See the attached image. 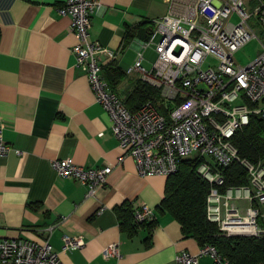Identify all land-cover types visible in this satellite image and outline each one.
Instances as JSON below:
<instances>
[{
	"label": "crops",
	"instance_id": "crops-1",
	"mask_svg": "<svg viewBox=\"0 0 264 264\" xmlns=\"http://www.w3.org/2000/svg\"><path fill=\"white\" fill-rule=\"evenodd\" d=\"M64 1L0 0V126L10 146L0 156V238L48 240L63 264H175L179 251L195 253L199 243L158 206L166 176L138 175L132 156L117 162L109 116L75 65L70 19L57 11ZM189 1L99 0L89 40L117 51L115 64L125 71L139 49L144 56L146 27L165 14L182 15ZM101 60L105 77L111 60ZM65 157L85 168L111 165L107 184L88 193L57 175L51 161ZM125 202L148 205L156 222L132 219L121 228L114 209ZM64 234L82 237L83 247L62 250ZM111 244L118 257L103 255ZM197 264L214 261L203 256Z\"/></svg>",
	"mask_w": 264,
	"mask_h": 264
},
{
	"label": "built area",
	"instance_id": "built-area-1",
	"mask_svg": "<svg viewBox=\"0 0 264 264\" xmlns=\"http://www.w3.org/2000/svg\"><path fill=\"white\" fill-rule=\"evenodd\" d=\"M248 1L255 4L252 12L247 11L245 0H190L182 15L165 14L155 19L143 44V49L154 45L157 52L152 67L143 66V51L139 49L125 72L159 86L166 100L161 106L148 100L135 110L128 109L124 98L102 75L101 56L112 61L117 51L89 40L92 13L100 6L99 0H65L57 11L70 19V30L76 38L71 47L75 65L83 69L95 101L109 116L110 131L121 149L117 162L132 156L138 175L167 176L178 169L181 159L202 158L198 172L211 184L208 219L217 222L227 235L256 236L263 232L260 220L264 222V167L239 159L230 142L251 114L264 118V103L260 102L264 98V0ZM253 37L258 39L261 50L253 61L240 65L234 53ZM170 101L176 106H170ZM9 149L0 126V156ZM234 160L247 168L249 185L221 192L220 167ZM51 166L57 175L79 181L88 193L104 187L112 171L108 164L85 168L72 157L53 159ZM133 218L136 222L152 221L156 215L148 205L141 204L133 208ZM83 245L82 237L62 235L64 251ZM102 253L119 256L114 244ZM203 256L211 257L214 264H234L211 244L199 246L195 253L179 251L175 264H197ZM0 264L63 262L48 240L2 237Z\"/></svg>",
	"mask_w": 264,
	"mask_h": 264
},
{
	"label": "trees",
	"instance_id": "trees-1",
	"mask_svg": "<svg viewBox=\"0 0 264 264\" xmlns=\"http://www.w3.org/2000/svg\"><path fill=\"white\" fill-rule=\"evenodd\" d=\"M153 24L146 27L150 31ZM129 34V33H128ZM128 75L112 60L106 66L105 78L115 89ZM155 88L140 79H135L124 93V101L129 110H135L147 100L152 99ZM264 103V98L260 101ZM256 105V104H253ZM236 148L237 156L253 164L264 167V118L251 114L246 125L236 130L230 138ZM202 158H183L178 169L166 176L164 194L159 208L169 212L180 224L183 234L193 237L199 246L213 245L217 251L234 264H257L264 261V222L260 220L263 232L259 235H227L217 222L207 217V196L211 184L199 172ZM223 183L218 186L221 192L227 188L249 185V172L239 161L234 160L226 167H220ZM120 227L133 219V208L125 202L114 209ZM136 222V221H135ZM148 222L152 225L156 222ZM132 229V224L129 225Z\"/></svg>",
	"mask_w": 264,
	"mask_h": 264
},
{
	"label": "rangeland",
	"instance_id": "rangeland-1",
	"mask_svg": "<svg viewBox=\"0 0 264 264\" xmlns=\"http://www.w3.org/2000/svg\"><path fill=\"white\" fill-rule=\"evenodd\" d=\"M247 1L248 0H245V7H246L248 12H252L251 10L254 8L255 4L252 2H249V1L247 2ZM257 34L259 36H261L262 35L261 30L257 29ZM260 50H261V45H260L258 39L253 37L250 40H248L244 45H242L234 53V57L240 65L244 66V65L250 63L251 61H253L257 57ZM156 56H157V52L154 48V45H150V46L146 47V49H144V61L142 64L147 69H150L152 67V62L155 60ZM137 78L140 79L141 81L145 82V80L141 79L138 74L126 75L125 78L117 84L116 88L118 87L119 90L123 89V91L125 93V91L130 86L131 82ZM146 83L151 85L152 87H154L156 90V92H154L152 95L151 101L156 102L160 105V103H162L164 100H166V98L164 96H161V90L162 89L159 86L154 85V84H150L148 82H146ZM169 104H170V106H176L174 101H170ZM159 109H160L159 111L162 114H166V112L163 111L161 108H159ZM236 202L241 203L242 201H239L236 199ZM243 204H245V203H243Z\"/></svg>",
	"mask_w": 264,
	"mask_h": 264
}]
</instances>
